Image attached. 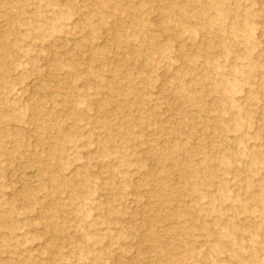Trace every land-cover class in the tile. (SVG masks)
<instances>
[{
  "label": "rangeland",
  "instance_id": "rangeland-1",
  "mask_svg": "<svg viewBox=\"0 0 264 264\" xmlns=\"http://www.w3.org/2000/svg\"><path fill=\"white\" fill-rule=\"evenodd\" d=\"M0 264H264V0H0Z\"/></svg>",
  "mask_w": 264,
  "mask_h": 264
},
{
  "label": "bare ground",
  "instance_id": "bare-ground-1",
  "mask_svg": "<svg viewBox=\"0 0 264 264\" xmlns=\"http://www.w3.org/2000/svg\"><path fill=\"white\" fill-rule=\"evenodd\" d=\"M21 181V180H20Z\"/></svg>",
  "mask_w": 264,
  "mask_h": 264
}]
</instances>
